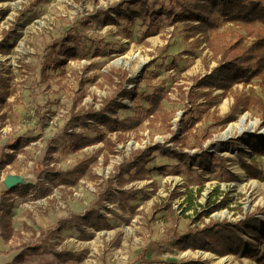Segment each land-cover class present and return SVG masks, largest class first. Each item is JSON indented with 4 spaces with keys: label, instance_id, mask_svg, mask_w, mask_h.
Instances as JSON below:
<instances>
[{
    "label": "rangeland",
    "instance_id": "obj_1",
    "mask_svg": "<svg viewBox=\"0 0 264 264\" xmlns=\"http://www.w3.org/2000/svg\"><path fill=\"white\" fill-rule=\"evenodd\" d=\"M118 5L121 11H112ZM143 8L149 12L169 8L173 15L151 16ZM4 10L8 12L3 18L0 14V41L6 37L14 47L8 54L0 49V78H5L12 90L7 104L0 108V161L11 152L6 145L9 139H23L26 145L1 170L0 192L8 175L21 176L24 183L39 180L41 164L51 146L57 147L52 165L60 169L71 168L81 159H92L83 177L72 187L54 186L47 197L12 195V220L17 231L11 246L33 237L32 231L23 227L25 222L31 227L49 228L62 216L72 212L84 214L120 164L149 145L173 144L169 141L173 131L177 136L188 137L185 150L192 155L191 167L155 152L147 164L152 169L147 178L124 185L126 190H142L136 198L124 204L119 199L106 198L99 205L109 215L111 228L83 240L74 225L68 226L56 239L58 248L83 255L77 264H145V250L144 255L135 254L147 244L154 245L156 253L165 254V264H186L191 260L208 264H264L258 257L184 250L172 237L173 229L187 232L211 220L236 221L264 210V155L249 152L247 145L254 136L264 143L261 111L250 107L238 113L231 123L246 115L244 132L233 126L225 136L230 123L224 128L213 127L214 135L203 144L213 155L211 165L201 166L197 158L201 148L193 147L195 135L204 133L214 114L225 115L233 97H221V102L210 108L201 103L202 99L192 105L188 100L194 80L218 63L213 46L233 41L238 35L246 36V29L226 23L207 34H193L186 26L187 20H175L179 14L176 0H0V13ZM72 49L77 56L69 58L65 53ZM124 55L132 57L129 65L115 63ZM123 88L130 90L132 97L123 94ZM235 88L264 97V86L258 79ZM159 91L166 95L160 112L151 115L146 97ZM114 97L129 106L120 110V118L140 116L143 123L126 132L127 139L122 142H118V132L99 126L107 138L117 143L115 153L110 152L106 141L73 152L65 134L67 127L93 138L97 136V131L80 122L74 125L73 114L83 108H99L105 99ZM252 123L255 124L250 127ZM239 150L249 152L245 156L248 161L255 157L262 177L247 175ZM114 186H118L116 181ZM210 198L217 206L207 215L204 212ZM260 215L264 219V214ZM22 227L24 234L19 233ZM119 233L121 238L115 242ZM199 251L228 260L216 262ZM4 262L0 257V264ZM28 262L61 264L50 254L32 255Z\"/></svg>",
    "mask_w": 264,
    "mask_h": 264
},
{
    "label": "trees",
    "instance_id": "obj_2",
    "mask_svg": "<svg viewBox=\"0 0 264 264\" xmlns=\"http://www.w3.org/2000/svg\"><path fill=\"white\" fill-rule=\"evenodd\" d=\"M176 6L179 8V14H176L175 20H187L186 26L193 34H207L209 31H215L226 23L238 25L247 30V35H238L235 40L228 42H218L213 46L214 55L218 58V63L210 72L199 76L194 80L188 94L189 103L196 104L202 99V104L209 108L218 105L221 97L231 94L233 102L230 110L223 116L214 114L213 122L206 128L200 136L195 135L193 147L201 148V154L197 157L200 165H211L210 158L213 156L207 152L203 144L214 135L213 127L224 128L229 123L238 118V113L246 111L253 107L261 111V121L264 126V97L255 93L238 92L236 85L247 86L252 84L255 79L264 86V0H176ZM146 13L155 16L160 13L173 15V10L163 8L157 12H149L143 8ZM112 11L119 12L121 7L118 5L112 8ZM8 10L1 11L2 18L6 16ZM140 15V14H137ZM112 21H116L112 15L109 16ZM153 25V23L151 24ZM150 28L148 33H150ZM249 37V40L247 39ZM14 45L8 44L6 37L0 41V49L4 54L12 51ZM67 57H76V50H68ZM0 108L7 104V98L12 90L6 85V79L0 78ZM220 90V93H214ZM122 93L132 97L130 90L122 89ZM136 93V91H135ZM164 91L154 92L146 97L149 104V114H158L160 105L165 97ZM129 106L118 97L108 98L103 101L99 108H83L73 114L72 123L76 125L80 122L85 127H90L97 131V136L85 135L84 132H78L67 127L65 134L70 142V149L78 152L92 144L106 141L111 153H115L117 144L111 138H107L102 133L100 125L105 126L110 132H118V142L126 140V132L133 130L143 123L140 116H118L120 110L127 109ZM170 125V129H171ZM172 131V130H171ZM173 144L155 143L143 149L138 150L134 156L120 164L112 178L107 180L105 188L97 191L96 200L86 208L84 214L72 212L68 217H61L54 226L49 228H40V236L30 243L22 242L17 249L19 252L8 264H24L28 257L32 255L51 254L61 263H72L81 259V255L67 249L59 250L56 240L60 232L68 226H75L82 239H92L96 232L112 227L110 217L99 207L104 199H119L121 204L126 203L130 198H136L142 190H126L124 185L127 182L147 178L152 171L147 167L149 160L155 152L163 156L178 159L182 163L190 166L192 155L185 150L188 144V137L177 136L172 131ZM7 147L12 152L6 154L5 159L0 161L1 170L6 167L21 152L26 142L23 139H9ZM248 148L251 153L264 155V143L258 137H250ZM57 151V147L51 146L46 151L45 160L41 164L40 179L35 182L18 184L12 188L4 189L0 192V236L4 241H10L15 230L12 220V195L28 196L34 194L35 197H46L53 192V187L64 186L72 187L76 185L85 174L86 168L92 159H81L73 167L60 169L52 165V155ZM245 150H239L241 166L249 177H262V170L255 157L248 161L245 156L249 155ZM212 169V167L210 166ZM165 170V167L159 168ZM117 182V187L114 182ZM53 186V187H52ZM222 203V200H220ZM225 200L223 201V204ZM220 205V204H218ZM212 199L208 201V209L204 214L209 215L212 209L216 207ZM107 210L116 213L110 208ZM259 213H251L236 221L211 220L209 223L195 230L183 233L174 232L176 244L182 249H203L211 251L220 256L235 254L238 256L258 257V260H264V219ZM26 228L36 229L25 224ZM90 229V231L87 230ZM260 255V257H259ZM186 264H208L205 261L191 260Z\"/></svg>",
    "mask_w": 264,
    "mask_h": 264
},
{
    "label": "crops",
    "instance_id": "obj_3",
    "mask_svg": "<svg viewBox=\"0 0 264 264\" xmlns=\"http://www.w3.org/2000/svg\"><path fill=\"white\" fill-rule=\"evenodd\" d=\"M9 150L12 152V149H10L9 148ZM7 153H10V152H7ZM6 153V154H7ZM5 154V155H6ZM45 156H46V153H45ZM45 158V157H44ZM149 169H151V168H149ZM53 187V186H52ZM53 190H54V187H53ZM53 193V192H52ZM51 193V194H52ZM50 194V195H51ZM49 196V195H48ZM47 197V196H46ZM69 216V214L68 215H66V216H62V217H68ZM61 218V217H60ZM58 220V219H57ZM57 220H56V222H57ZM55 222V223H56ZM25 224H27V225H29L30 226V224H28L27 222H25L24 223V225H23V227H25ZM55 225V224H54ZM53 225V226H54ZM23 227L22 228H20L21 229V231L19 232L20 234H24L25 232H24V230H23ZM31 227V226H30ZM52 227V226H51ZM26 228V227H25ZM31 228H34V229H36V232L34 233V231L32 230V229H29V228H26V229H29V230H31L32 232H31V234H32V238L30 239V240H28L29 241V243L30 242H32V241H35L39 236H40V228H36V227H31ZM170 227H165V230H167V229H169ZM15 229V228H14ZM66 229V228H65ZM171 229V228H170ZM87 230L88 231H90V229L89 228H87ZM15 231H17V230H15ZM174 231H177V233H183V232H180V231H178V230H174L173 229V232H172V237H174ZM97 233V232H96ZM29 234V233H28ZM27 233H26V235H28ZM96 235V234H95ZM120 233L116 236V238H115V242H118L119 240H120ZM175 238V237H174ZM13 239L14 238H12L10 241H4L2 238H1V236H0V245H1V249L3 250V252H2V254H0V257H2L3 258V262L4 263H2V264H8L15 256H16V254L19 252V250L17 249V247L19 246H11V244L13 243ZM24 239H26V238H24ZM152 239H154V238H152ZM176 239V238H175ZM83 240H89V239H83ZM2 241V242H1ZM28 241H24L25 243H27ZM21 244V243H20ZM163 244V243H162ZM153 246L154 245H146V246H144V247H142V248H140V250L135 254L137 257H139V256H141L143 253H144V250H145V259H144V261H145V264H165V254H158V253H156L155 252V250H154V248H153ZM57 248H58V246H57ZM59 250H62V249H65V248H58ZM143 249V250H142ZM165 249V248H164ZM67 250H70V249H67ZM72 251H74V250H72ZM74 252H76V251H74ZM76 253H78V252H76ZM79 254V253H78ZM49 255V254H48ZM51 255V254H50ZM81 255V254H80ZM144 255V254H143ZM29 258V257H28ZM28 258H27V260L25 261V263L24 264H30L29 262H28ZM55 258V257H54ZM56 259V258H55ZM83 259V255H81V259H78V260H82ZM57 260V259H56ZM58 261V260H57ZM59 262V261H58ZM77 262V260L75 261V262H72V263H61V264H75ZM77 264V263H76Z\"/></svg>",
    "mask_w": 264,
    "mask_h": 264
},
{
    "label": "bare ground",
    "instance_id": "obj_4",
    "mask_svg": "<svg viewBox=\"0 0 264 264\" xmlns=\"http://www.w3.org/2000/svg\"><path fill=\"white\" fill-rule=\"evenodd\" d=\"M131 58L132 57H130V56L124 55V56L118 58L115 61V63L129 65ZM246 123H247V117H246V115L243 114L240 116L238 122H234V123L229 124L228 128L224 132V135L227 136V133L233 129V126L237 127L242 132L246 131L247 130L246 129ZM254 124L255 123H252L250 125V127H253ZM198 253L203 255L204 257H208V258L213 257L216 260V262L225 263L228 260V257L215 256L214 254H212L210 252L199 251Z\"/></svg>",
    "mask_w": 264,
    "mask_h": 264
},
{
    "label": "water",
    "instance_id": "obj_5",
    "mask_svg": "<svg viewBox=\"0 0 264 264\" xmlns=\"http://www.w3.org/2000/svg\"><path fill=\"white\" fill-rule=\"evenodd\" d=\"M25 181L23 180V178L21 176H17V175H8L5 179H4V183L6 185L7 188H12L18 184H22Z\"/></svg>",
    "mask_w": 264,
    "mask_h": 264
}]
</instances>
